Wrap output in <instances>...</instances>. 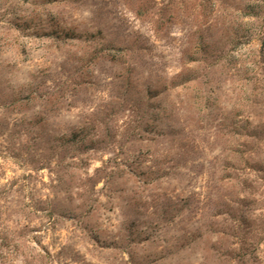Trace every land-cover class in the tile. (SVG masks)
<instances>
[{
    "label": "rangeland",
    "instance_id": "1",
    "mask_svg": "<svg viewBox=\"0 0 264 264\" xmlns=\"http://www.w3.org/2000/svg\"><path fill=\"white\" fill-rule=\"evenodd\" d=\"M0 264H264V0H0Z\"/></svg>",
    "mask_w": 264,
    "mask_h": 264
}]
</instances>
